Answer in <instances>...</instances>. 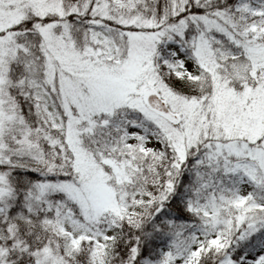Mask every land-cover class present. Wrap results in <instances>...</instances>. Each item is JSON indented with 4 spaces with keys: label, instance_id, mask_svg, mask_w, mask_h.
<instances>
[{
    "label": "snow or ice",
    "instance_id": "1",
    "mask_svg": "<svg viewBox=\"0 0 264 264\" xmlns=\"http://www.w3.org/2000/svg\"><path fill=\"white\" fill-rule=\"evenodd\" d=\"M0 264H264V0H0Z\"/></svg>",
    "mask_w": 264,
    "mask_h": 264
}]
</instances>
